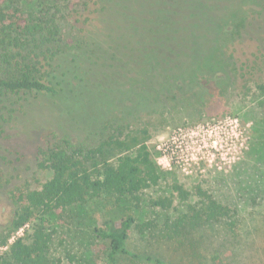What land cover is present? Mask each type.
Masks as SVG:
<instances>
[{"label": "rangeland", "instance_id": "obj_1", "mask_svg": "<svg viewBox=\"0 0 264 264\" xmlns=\"http://www.w3.org/2000/svg\"><path fill=\"white\" fill-rule=\"evenodd\" d=\"M198 8L200 26L190 51L195 76L183 91H163L142 104L135 94L134 101L124 102L123 93L111 86L110 79L100 78L99 70L90 69L88 75L102 87L103 98L83 92L81 107L74 98L64 96L52 107L36 106L29 113L32 122L38 120L43 126L71 122L68 131L75 143L86 147L89 169L94 163L91 151L114 138L123 147L104 149L103 156L96 158L101 163L99 172L104 171V163H116L141 144L148 146L164 171L161 186L133 203L137 221L126 242L129 255L120 264H148L145 257L166 264H264V46L252 36H239L231 22L223 24ZM173 29L165 24L154 35L149 34L150 50L146 52H157L164 44L163 51L171 54L165 38L174 34ZM120 35L113 36L118 39ZM132 47L138 46L132 43ZM159 79L165 80L163 76ZM150 98L148 93L145 99ZM116 106L136 114L126 116L128 121L120 117L111 124L109 114ZM75 119L82 124L80 128ZM44 131L23 133L13 125L0 138V264H20L11 256V245L19 238L31 245L36 225H40L35 217L7 246L2 245L17 211L14 194L40 189L51 178L36 162ZM174 185L190 192L189 200L180 199ZM198 188L236 213L235 231L211 223L191 237L182 236L181 229L175 227L176 219L199 205ZM165 196H173V208H154L151 201ZM113 202L107 195L90 199L78 220L58 211L44 226L49 250L41 258L34 255L31 264H104L106 246L91 229L102 224Z\"/></svg>", "mask_w": 264, "mask_h": 264}, {"label": "trees", "instance_id": "obj_2", "mask_svg": "<svg viewBox=\"0 0 264 264\" xmlns=\"http://www.w3.org/2000/svg\"><path fill=\"white\" fill-rule=\"evenodd\" d=\"M198 6L223 24L231 22L239 36H252L264 46V0H0V138L13 125L23 133L45 130L36 162L39 170L52 174L40 189L20 190L13 196L17 211L3 246L35 217L40 221L31 245L22 238L11 245L16 263L31 264L34 255L41 258L47 253L50 238L44 226L58 211L78 220L83 206L102 195L114 202L91 233L106 246L104 264H120L129 255L126 242L137 221L133 203L159 188L164 175L148 146L138 145L133 154L113 164L104 163L101 173L96 158L103 156L106 148L123 147L120 140L110 138L93 149V169H89L86 147L75 143L68 131L71 122L43 126L38 120L32 122L29 113L36 106L52 107L64 96L74 98L81 107L83 92L103 98L102 87L88 75L90 69L99 70L98 77L110 79L111 86L123 93L124 102L134 101L135 94L142 104L163 91H183L195 76L190 51L200 26ZM162 21L175 28L174 34L165 38L171 54L163 51L164 44L157 52H146L150 50L149 34L161 30ZM116 33H121L118 39L113 36ZM162 76L165 80L159 79ZM148 93L151 98L147 100ZM125 107L116 106L109 114L111 124L120 117L128 121L126 116L136 114ZM75 122L79 127L80 121ZM173 190L180 199L189 200L190 192L183 187L174 185ZM197 195L199 205L176 219L175 227L184 238L211 223L235 231L236 213L231 208L200 188ZM173 203V196L151 201L154 208L165 211L172 209ZM143 259L148 264H166L152 257Z\"/></svg>", "mask_w": 264, "mask_h": 264}]
</instances>
